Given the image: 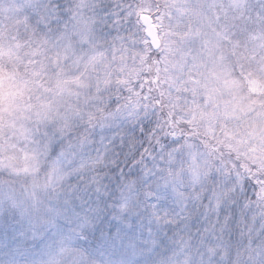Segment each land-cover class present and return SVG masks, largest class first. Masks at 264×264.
Instances as JSON below:
<instances>
[{"label":"clouds","instance_id":"obj_1","mask_svg":"<svg viewBox=\"0 0 264 264\" xmlns=\"http://www.w3.org/2000/svg\"><path fill=\"white\" fill-rule=\"evenodd\" d=\"M0 264H264V0H0Z\"/></svg>","mask_w":264,"mask_h":264}]
</instances>
